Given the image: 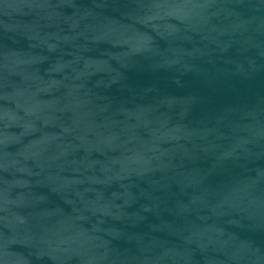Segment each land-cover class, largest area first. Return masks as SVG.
I'll list each match as a JSON object with an SVG mask.
<instances>
[{
    "label": "water",
    "instance_id": "obj_1",
    "mask_svg": "<svg viewBox=\"0 0 264 264\" xmlns=\"http://www.w3.org/2000/svg\"><path fill=\"white\" fill-rule=\"evenodd\" d=\"M0 264H264V0H0Z\"/></svg>",
    "mask_w": 264,
    "mask_h": 264
}]
</instances>
